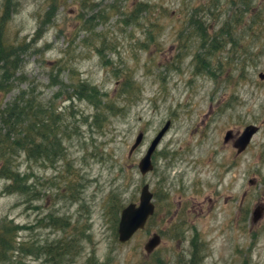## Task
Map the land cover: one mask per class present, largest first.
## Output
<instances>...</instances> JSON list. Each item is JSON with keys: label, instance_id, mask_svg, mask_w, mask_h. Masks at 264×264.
<instances>
[{"label": "rangeland", "instance_id": "1", "mask_svg": "<svg viewBox=\"0 0 264 264\" xmlns=\"http://www.w3.org/2000/svg\"><path fill=\"white\" fill-rule=\"evenodd\" d=\"M3 49L18 67H0V130L6 107L28 102L49 141L40 158L14 156L22 192L0 177L7 264H264V0H0ZM144 184L155 214L121 245L120 212Z\"/></svg>", "mask_w": 264, "mask_h": 264}, {"label": "trees", "instance_id": "2", "mask_svg": "<svg viewBox=\"0 0 264 264\" xmlns=\"http://www.w3.org/2000/svg\"><path fill=\"white\" fill-rule=\"evenodd\" d=\"M133 15L136 14L135 10L131 12ZM257 13L255 14V16ZM134 17V16H133ZM195 26H199V23H196ZM2 54L0 56V67L6 66V67H18L17 62H14L10 64V58L11 54L3 49L1 51ZM6 63H9L10 66L5 65ZM56 83H58L57 80H55ZM93 92L95 91L94 88L88 90L85 87H83L82 91L76 96L79 99L87 100L91 103H93L96 107H100L101 103L99 101V95H96L97 101L95 99H89L90 97L86 95V92ZM127 91V90H123ZM33 108H37L34 104L30 103H17L14 102L10 105H8L3 111L1 119V126L2 129L0 130V163L4 165V168L0 171V177L6 178L8 181H10V185L7 187V190L9 191H18L22 192V184L19 182L21 176L18 173H15L11 170V162L13 161V158L15 155H20L21 153L27 154L29 157L37 159L42 157L41 152V144L39 143L42 140H45V145H48L47 141V131L46 128L41 127L40 123L35 124L32 122L33 118L35 117L34 114H32ZM2 130L5 134H2ZM48 134H50V131H48ZM52 136L50 137V140L54 143L56 142V139ZM40 144V146L38 145ZM52 145V143H50ZM55 146L60 147V145L57 143ZM61 148V147H60ZM32 155H29V154ZM31 161H34L31 159ZM24 179V178H23ZM25 180V179H24ZM20 186V187H19ZM19 187V188H18ZM148 222V221H147ZM15 228L7 229V232L3 231L0 236V264H7V253H8V247H4V244L10 245L11 253L16 251L13 249L15 247V240L14 238H9L10 233H14ZM6 241V242H4ZM122 245V244H121ZM163 264V263H159Z\"/></svg>", "mask_w": 264, "mask_h": 264}, {"label": "water", "instance_id": "3", "mask_svg": "<svg viewBox=\"0 0 264 264\" xmlns=\"http://www.w3.org/2000/svg\"><path fill=\"white\" fill-rule=\"evenodd\" d=\"M260 79H264V74H259ZM170 126V122H166L160 132L151 141L144 156L139 161L137 167L141 175H146L154 168L152 163V155L156 150L157 145L166 133ZM258 131V127L249 125L234 141L233 147L236 149V154L242 153L249 145L252 137ZM231 138V132H227L224 141H228ZM143 134L138 133L134 143L132 144L128 156H130L136 148H138L142 142ZM261 208L255 207L252 213V223L254 224L261 217ZM154 214L153 194L149 190V186L144 184L141 187L138 203H130L125 206L120 212V219L117 228L118 242L124 244L128 242L132 236L139 230L145 227V224ZM160 243V237L157 234H153L145 243L144 251L147 255H150Z\"/></svg>", "mask_w": 264, "mask_h": 264}, {"label": "flooded vegetation", "instance_id": "4", "mask_svg": "<svg viewBox=\"0 0 264 264\" xmlns=\"http://www.w3.org/2000/svg\"><path fill=\"white\" fill-rule=\"evenodd\" d=\"M171 123V122H170ZM229 132H231V131H229ZM239 136V135H238ZM238 136L236 137V139L238 138ZM235 139V140H236ZM162 188H163V186H160V190H162ZM164 196H165V193H160V197H161V199H164ZM155 199L156 200H158L159 201V194L158 195H155ZM161 204V203H160ZM155 206H156V203H155ZM156 208L157 207H155V210H156ZM161 217H160V221H163L164 219H165V217H166V214L164 213V212H162V214L160 215ZM174 222H172L171 220H170V225H171V229L172 228H176V229H178V228H182L183 226H186V225H179V224H173ZM194 230V229H193ZM197 234H198V232H196V230H194V237H197ZM161 237V236H160ZM191 243L192 244H194V241H191ZM191 246V245H190ZM194 256H193V259H192V263H193V261L195 260V253L193 252L192 253Z\"/></svg>", "mask_w": 264, "mask_h": 264}]
</instances>
